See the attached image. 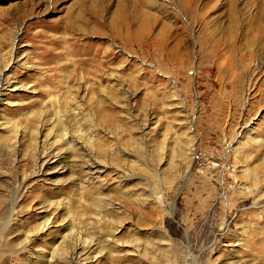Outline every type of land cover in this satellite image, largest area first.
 <instances>
[{
    "label": "rangeland",
    "instance_id": "obj_1",
    "mask_svg": "<svg viewBox=\"0 0 264 264\" xmlns=\"http://www.w3.org/2000/svg\"><path fill=\"white\" fill-rule=\"evenodd\" d=\"M0 264H264V0H0Z\"/></svg>",
    "mask_w": 264,
    "mask_h": 264
},
{
    "label": "built area",
    "instance_id": "obj_2",
    "mask_svg": "<svg viewBox=\"0 0 264 264\" xmlns=\"http://www.w3.org/2000/svg\"><path fill=\"white\" fill-rule=\"evenodd\" d=\"M197 168L199 171H204L207 169H219L223 174L225 172H229L231 170V167L229 165L228 161L224 160H218V159H212L208 156H204L201 154V156L198 158ZM223 181V180H222ZM225 195V191L223 192Z\"/></svg>",
    "mask_w": 264,
    "mask_h": 264
},
{
    "label": "bare ground",
    "instance_id": "obj_3",
    "mask_svg": "<svg viewBox=\"0 0 264 264\" xmlns=\"http://www.w3.org/2000/svg\"><path fill=\"white\" fill-rule=\"evenodd\" d=\"M234 2H235V0H234ZM74 17H75V16H74ZM85 24H87L86 21H85Z\"/></svg>",
    "mask_w": 264,
    "mask_h": 264
}]
</instances>
